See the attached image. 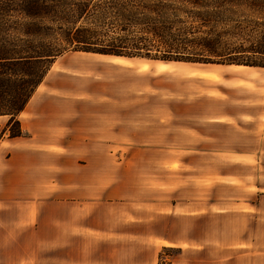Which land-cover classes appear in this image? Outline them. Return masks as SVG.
<instances>
[{
  "label": "crops",
  "instance_id": "0c3cea01",
  "mask_svg": "<svg viewBox=\"0 0 264 264\" xmlns=\"http://www.w3.org/2000/svg\"><path fill=\"white\" fill-rule=\"evenodd\" d=\"M136 59L67 52L20 113L22 135L0 120V264H264V137L263 159L212 146L225 142L219 127L264 123V97L219 81L232 65L146 60L152 70H141ZM157 62L195 72H158ZM135 71L152 74L147 87ZM167 73L215 86L192 100L175 77L162 86ZM154 153L145 184L132 161ZM162 172L185 180L159 181Z\"/></svg>",
  "mask_w": 264,
  "mask_h": 264
},
{
  "label": "trees",
  "instance_id": "16d2710c",
  "mask_svg": "<svg viewBox=\"0 0 264 264\" xmlns=\"http://www.w3.org/2000/svg\"><path fill=\"white\" fill-rule=\"evenodd\" d=\"M212 3L225 10H205ZM242 6L263 12L264 0H0V107L7 102L8 114L20 115L46 77L45 66L70 51L264 68V31L248 46L224 42L211 30L199 35L218 14L232 21ZM84 21L119 35L79 25ZM56 32L60 46L40 42ZM101 35L108 41H99ZM10 135H22L19 121Z\"/></svg>",
  "mask_w": 264,
  "mask_h": 264
},
{
  "label": "rangeland",
  "instance_id": "374dc122",
  "mask_svg": "<svg viewBox=\"0 0 264 264\" xmlns=\"http://www.w3.org/2000/svg\"><path fill=\"white\" fill-rule=\"evenodd\" d=\"M206 1L208 2L209 0H206ZM208 6L209 7H206L205 10H208L210 12H220V11L225 10V9L216 7V4L214 3L209 4ZM234 10L236 11L238 16L232 17L233 19L232 21L231 20L225 21L226 19L224 18L225 16L224 15L221 16V14H218V17H220V20L214 24V27L213 28L204 27L201 30V33H199V35H206L205 33L211 30V33L213 35H218V34L222 35L223 41L228 42L231 45L239 46L241 44H244L248 46L252 42H255L258 39V37L261 35V33L264 31V11L259 12L257 9H254L253 7H250V6H242L239 8L235 7ZM189 23H191V21H189ZM79 25L81 26L83 25L91 30L97 29L98 31L102 32V35L103 33L106 34L108 32L106 27L96 26V24L92 23L91 21H84V22H81V24ZM58 27L59 25H55V29H58ZM67 27L69 26L65 25L63 28H67ZM202 31H204L205 33H203ZM57 32L54 33V35L51 37L43 38L40 42L49 47L51 46L52 49H55V47H58V45L60 46V44H62L60 34H58ZM108 34L116 36V35H119V32H111V33L108 32ZM102 35L99 36L100 37L99 41L107 42L108 41L107 36H102ZM70 49H73V48H70ZM142 59L143 58H138L133 62L137 63L141 70H149V69L152 70L153 67L151 65H148L149 63L146 64L147 63L146 60L148 59L146 58L144 60ZM114 61L121 62L123 64H129V65L132 63V62H125V61L123 62L122 60H114ZM52 64L53 63L50 62L45 66L48 72L51 69ZM181 65L183 64H177V63L167 64V63L157 62L155 63L154 68H156L158 72H164L168 70H177L181 73L195 72V70L188 69L185 66H181ZM138 66L134 65V67H138ZM220 71L236 72L230 75L222 73V75L220 76V79L218 80L223 81V79L225 78L240 79L241 81H238L240 84V86L238 87L240 89V91H238L239 92L238 94L240 95V97L247 96L248 94H251L252 97L257 95L258 99L261 98V96L264 97V75L262 74L264 73L263 72L264 69L234 65V66H230L227 68H220ZM135 73L137 75H143V77L145 78V86L147 87V84H148L147 79L152 74L149 72L139 73L137 71H135ZM170 74L171 73L158 75V77H161L162 79V86L165 85L166 83V80L164 79V77H168V76L175 77L177 79L176 89L180 93H184L188 91L191 94L194 93L195 95H197L201 91L202 87L203 88L204 87L213 88L215 86L214 84L211 83L212 82L211 80L209 81L203 80L201 78L191 77L187 75L182 76L180 74H172V75ZM197 74L204 75L201 73H197ZM248 74H252V75L256 74V75L254 77H250ZM207 75L213 76L212 74H207ZM218 80H214V81H218ZM204 81H206L207 83H204ZM130 93H131V90H130ZM195 95L194 97H191L192 100L193 98L199 99V96L198 95L195 96ZM10 98L7 97L8 101ZM162 102H167V100H165V98H162ZM258 103L261 105L260 100H258ZM6 105H7V102H4L1 104L0 120L2 121L1 124L6 126L3 133H6L8 131L10 134L14 131H17L18 129L19 113H15L14 116L11 114H8L10 112H8L9 108H7ZM179 106L181 105L178 102V109H179ZM236 124L239 126L231 124L232 126L227 125V127L226 126L219 127L218 130H214L213 135H216L218 132L219 136L223 135L225 137V142L222 144L214 143L212 144V146L216 147L219 145L220 148L224 149V151H229V150L248 151V150L256 149V152L258 153V155H262V159H263V152H261L263 151V144L259 142V140L261 141L263 140L261 138L259 139V137H262V138L264 137V125H263L264 123H236ZM185 126L195 127V123H176L177 130L182 129ZM247 136H252V137L257 136L258 138L257 140H254L253 138L252 139L247 138ZM183 141H185V144L189 142L188 139H186V137L182 138L180 142H183ZM138 145L139 144H135L134 147L136 148ZM160 145L162 148L167 147L169 145L168 137H163V134H162V140H161ZM154 155L155 156L152 157L147 154L144 160L141 159L142 157L141 154L140 156L136 155L138 156V158L132 161L134 167H140L141 166L140 163L143 162L141 169L145 171L146 173H149L148 175L144 177H140L141 180H143V183L145 184L152 185L153 182H155L154 180L155 177L152 175V172H153L152 165L156 162V159H157L156 156H158V153H154ZM179 160H181V158H178V161ZM195 164L198 165L197 161L195 162ZM260 166H262V168L264 169L263 162H262V165ZM260 166H258V168ZM155 169L157 170V168ZM232 170L235 172H239V173L249 171V169L247 168L245 169L243 167H233ZM157 178H159L157 180L166 182V183L167 182L168 183L169 182L181 183L180 182L181 180L183 181L185 180L184 179L185 177L183 176H178L177 174L172 175V173L170 174L168 172H162L160 177H157ZM152 194L153 193L150 192L148 194V198L151 197Z\"/></svg>",
  "mask_w": 264,
  "mask_h": 264
}]
</instances>
